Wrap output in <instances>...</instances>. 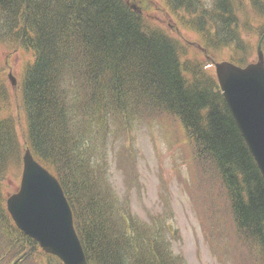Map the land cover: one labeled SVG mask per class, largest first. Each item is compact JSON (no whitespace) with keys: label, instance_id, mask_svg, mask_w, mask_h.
<instances>
[{"label":"trees","instance_id":"trees-1","mask_svg":"<svg viewBox=\"0 0 264 264\" xmlns=\"http://www.w3.org/2000/svg\"><path fill=\"white\" fill-rule=\"evenodd\" d=\"M167 1L195 14L194 27L210 41L246 50L237 29L239 0H215L213 9L195 0ZM251 4L264 12V0ZM0 25L34 47L35 61L23 83L26 142L62 182L93 263L178 264L162 232L140 222L119 200L108 167L101 165L104 174L94 167L93 143L103 135L106 118L144 111L143 106L180 118L198 156L219 171L243 236L264 254V178L216 77L202 68L186 71L178 41L147 30L125 0H0ZM15 126L0 116V181L21 155ZM22 239L29 245L27 257L38 245Z\"/></svg>","mask_w":264,"mask_h":264},{"label":"rangeland","instance_id":"rangeland-1","mask_svg":"<svg viewBox=\"0 0 264 264\" xmlns=\"http://www.w3.org/2000/svg\"><path fill=\"white\" fill-rule=\"evenodd\" d=\"M125 1L136 8L147 30L160 29L180 43L181 62L189 73L191 68H202L215 76L213 63L237 58L236 55H246L251 62L257 60V47L264 35V12L254 9L251 0H239L236 4L237 29L246 44L243 52H237L236 45L228 42L221 45L212 40L208 45L207 35L194 27L196 16L184 10H173L164 0ZM201 2L208 9L214 8L213 0ZM33 60L30 49L1 38L0 86L4 96L0 100V113L13 119L22 146L21 155L28 130L22 80L26 67ZM10 77L14 78V85ZM113 128L108 138L107 175L114 192L119 200L128 198L127 206L141 220L153 224L152 218H155L166 226L164 239L173 252L182 257L183 264H264L258 246L238 231L227 205L224 186L212 165L203 162L196 168L198 160L195 162L192 158L193 148L176 117L154 107L149 112L142 110L135 117L116 121ZM181 136L186 138V144ZM8 167L9 173L0 185V201L20 187L22 162L11 160ZM0 217V227L4 225L6 230H15L7 211H2ZM12 244L13 241L0 234L3 250H0V259ZM23 246L24 250L29 247L27 243ZM40 252L36 249L26 263L17 264H61L55 257ZM8 257L1 259V264H11Z\"/></svg>","mask_w":264,"mask_h":264},{"label":"water","instance_id":"water-1","mask_svg":"<svg viewBox=\"0 0 264 264\" xmlns=\"http://www.w3.org/2000/svg\"><path fill=\"white\" fill-rule=\"evenodd\" d=\"M245 67L229 61L215 64L226 102L264 176V55ZM17 224L41 246L57 253L67 264H85L73 227L71 207L57 180L41 167L31 152L24 154L19 193L9 201Z\"/></svg>","mask_w":264,"mask_h":264},{"label":"bare ground","instance_id":"bare-ground-1","mask_svg":"<svg viewBox=\"0 0 264 264\" xmlns=\"http://www.w3.org/2000/svg\"><path fill=\"white\" fill-rule=\"evenodd\" d=\"M175 3V2H174ZM183 3H184V1H183ZM106 5V4H105ZM177 9V8H176ZM218 9V8H217ZM217 11V10H216ZM101 24V23H100ZM94 26V25H93ZM149 28V27H148ZM98 37V36H97ZM34 48V47H33ZM143 52V51H142ZM149 62V61H148ZM25 89V88H24ZM167 91V90H166ZM26 94V93H25ZM36 106V105H35ZM34 109V108H33Z\"/></svg>","mask_w":264,"mask_h":264}]
</instances>
